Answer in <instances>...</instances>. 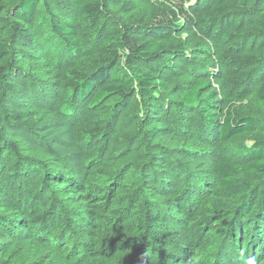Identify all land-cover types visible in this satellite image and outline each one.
I'll return each instance as SVG.
<instances>
[{"label": "rangeland", "instance_id": "rangeland-1", "mask_svg": "<svg viewBox=\"0 0 264 264\" xmlns=\"http://www.w3.org/2000/svg\"><path fill=\"white\" fill-rule=\"evenodd\" d=\"M17 1L0 0V13L4 11L0 14V40L8 43L13 54L5 66L13 70L11 77L15 82L25 80L26 85L40 84L42 95L39 97L44 101L47 114L30 131H16L6 125L12 121L6 120L3 112L38 110L33 106V100L15 88L12 93L0 96V134L12 141L28 167L33 163L45 171L49 169L47 166L53 170L52 161H55L59 162L61 170L79 177V183L85 186L106 188L114 182L126 185L117 199L124 201L119 208L130 212L133 217L129 222L119 219L116 214L106 217V231L101 235L99 249L109 252L117 243L144 237L139 235L144 227L149 235L158 236L164 244L155 252L157 264H170L173 257L180 259L182 264H238L232 254L223 253L228 237L225 224L212 238L206 239L205 242L215 239L214 245L197 247L192 242L188 258L181 259V248L186 247L192 237L176 229L165 214L156 212L153 202L159 200L154 190L168 196L173 195L176 189L186 191L192 208L204 213L210 208L211 201L197 197L191 192L192 188L198 187L200 178L210 182L215 180L213 165L216 162L247 163L253 140L264 137V102L255 96V89L264 81V8L258 6L259 3L264 4V0H41L34 15L35 31L24 39L14 37L11 29L14 22L11 11H14ZM81 1L100 4L107 16L92 25L76 26L79 49L73 52L56 41L50 30L51 25L67 23L75 26L76 8ZM177 6L192 14L191 23L174 26L167 31H139L140 40L174 38L183 50L180 55H175L179 58L171 59L170 85L181 82L191 74L194 65L197 68L202 63L205 65L203 71H196L199 80L209 88L204 97L211 98L219 109L224 100H231L239 113L254 120L252 129L244 134L231 136L225 141H219L217 137L210 139L212 152L203 161L204 155L194 153V159L188 157L191 154L182 151L183 144L177 137L165 134L151 138L146 133L149 126H162L163 123L155 120L159 115L148 110L139 93L127 99L123 107L118 106L117 96L105 98L98 106L88 108L77 99L76 85L68 72L73 68L83 75L90 73L104 57L100 48L105 38L116 39L121 33L125 34L129 24H148L157 13ZM199 54H204L208 60L200 62ZM24 57L32 62L22 63ZM43 58H46L44 63L39 64ZM46 61L52 68L46 65ZM47 67L53 71L44 72ZM113 71L116 76L135 85L123 58L118 62V69ZM173 114V111L169 113L168 122L173 120ZM195 114L194 126L199 124V117ZM179 134L182 135V131ZM98 164L100 167H96ZM10 169L8 165L7 170ZM87 172L91 173L89 180L83 181L80 176ZM39 173L36 167L32 179L36 186L42 178ZM46 192L40 187L28 196L39 201L42 208L48 206L50 199L54 200L53 205L58 207L57 216L60 218L59 229L67 231L73 244L63 245L64 255L71 254L74 245L85 248L82 244L83 225L75 217L79 209L54 193L48 197ZM137 198L141 202L137 203ZM230 199V207L241 203L239 199ZM41 220L43 227L47 218L43 216ZM74 258L75 255H71L64 261L48 260L34 250L18 252L12 249L8 257L0 256V264L16 260L18 262L14 264L147 263L139 258L136 250L117 256L109 254L97 260Z\"/></svg>", "mask_w": 264, "mask_h": 264}, {"label": "trees", "instance_id": "trees-1", "mask_svg": "<svg viewBox=\"0 0 264 264\" xmlns=\"http://www.w3.org/2000/svg\"><path fill=\"white\" fill-rule=\"evenodd\" d=\"M39 1L41 0H18L14 5V11H11L14 19L11 29L14 37L24 39L33 34L34 15ZM258 6L264 8V4L259 3ZM76 11L75 26L67 23L51 25L50 30L56 41L73 52L79 49L76 26L92 25L107 16L100 4L89 1L79 2ZM2 13L4 11L0 14ZM191 21L192 14L177 6L157 13L148 24H129L125 34L121 33L116 39L108 36L103 40L100 49L104 57L100 58L99 65L94 70L85 75L74 71L73 68L68 69V72L76 85L77 99L88 108L98 106L105 98L117 96L118 106L123 107L127 99L134 96V93H139L140 98L146 101L148 110L159 115L155 120L163 123L162 126H149L145 130L146 133L151 138L165 134L177 137L183 144L182 151L191 154L188 157L194 159V153L204 155L201 159L203 161L212 152L210 139L217 137L219 141H225L231 136L244 134L252 129L254 120L239 113L231 100H224L219 109L211 98L204 97L209 88L199 80L197 71H203L205 65L202 63L197 68L194 65L191 74H187L181 82L170 85L169 75L173 66L171 59L179 58L180 56L175 55L183 52L174 38L159 41L149 37L140 40L139 31H167ZM233 25H236L235 22ZM12 56L8 43L0 40V96L12 93L18 88L26 98L33 100V106L38 110H10L3 113L6 120L12 121L6 122V125L16 131H30L45 118L47 109L39 97L42 95L40 84L26 85L25 80L15 82L11 77L13 70L5 64ZM122 58L125 66L131 70L135 85L123 77L116 76L113 71L118 69V62ZM198 58L200 62L208 60L204 54H199ZM44 59L46 58L40 59L39 64H43ZM21 62L30 63L32 60L24 57ZM47 63L48 61L46 65L50 66ZM50 67L44 72L53 71ZM255 96L264 102V81L258 84ZM171 111L174 113L173 120L168 122ZM194 113V116L199 117V124L196 126L193 125L196 119L193 118ZM180 131L183 136L179 134ZM52 162L55 168L53 170L47 166L49 169L45 171L35 165L40 172L38 175L42 177L36 182L39 184L36 186L35 180H32L36 167L33 163H29L28 167L25 158L16 152L12 141L0 134V256L8 257V252L12 249L18 252L29 249L44 255L48 260L55 258L64 261L75 255L74 260L86 261L97 260L109 254H129L136 250L139 258L146 261V264H157L155 252L162 249L164 244L158 236L149 235L144 227L139 232V235L144 237L117 243L109 252L99 249L101 235L106 231V217L116 214L124 222L131 221L133 217L130 212H123L119 208L124 201L117 198L126 188L125 184L114 182L106 188L85 186L79 183V177L61 170L59 162ZM8 165L11 166L10 170H7ZM96 167H100V164ZM213 169L215 180L210 182L199 177L197 183L200 184L191 191L197 194V197L211 201L210 208L204 213H198L192 208L186 191L180 192L176 189L175 195L168 196L154 190L159 200L153 202L156 212L165 214L176 229L192 237L186 247L181 248V259L188 258L193 244L198 245L197 247L203 244L214 245L215 239L205 242L206 239L212 238L225 224L228 237L223 246V253L232 254L238 264H264V137L253 140L247 163L232 165L216 162ZM90 175L88 172L83 173L80 178L88 181ZM40 187L46 189L48 197L54 193L62 197L64 202L79 209L75 217H78L83 225L82 244L85 248H82V245H74L71 254L64 255L63 245L73 244L67 231L59 229L60 218L57 216L58 207L54 208V200L50 199V204L47 203L48 206L42 208L39 201L28 196ZM230 198L239 199L241 203L230 207ZM139 202L141 199L137 198V203ZM43 216L47 218V222L41 227ZM3 240L5 242H1ZM192 242L195 243L191 245ZM11 262L14 264L18 260L8 261V264ZM170 264L182 262L173 257Z\"/></svg>", "mask_w": 264, "mask_h": 264}]
</instances>
